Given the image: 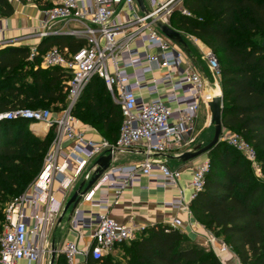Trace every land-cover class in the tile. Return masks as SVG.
I'll use <instances>...</instances> for the list:
<instances>
[{
  "label": "built area",
  "instance_id": "2783aa9c",
  "mask_svg": "<svg viewBox=\"0 0 264 264\" xmlns=\"http://www.w3.org/2000/svg\"><path fill=\"white\" fill-rule=\"evenodd\" d=\"M175 1L152 0L148 15L141 11L137 0H60L42 10L38 25L28 35L42 40L67 34L87 39L88 45L73 53L53 47L42 55L43 67H61L68 72L65 107L60 110L18 107L0 113V122L26 119L34 134L53 133L40 173L29 189L15 197L4 211L0 264L39 262L51 251L47 231L61 210L55 183L57 190L66 194L91 161L102 155L114 157L118 152L142 146L146 158L130 165L111 164L83 196L91 208H76L73 225L89 230L92 244L87 250L77 242L67 241L63 249L67 264H87L79 261L81 255L100 259L115 245L135 239L146 229L134 222H121L109 213L122 192L138 183L142 176L178 188L180 196L171 205H185L184 188L180 187L182 170L155 155L174 151L182 154L192 149L197 140L193 134L200 101L208 108L209 90L201 71L188 56L185 58L186 52L154 26V19L170 24L175 10L190 14L185 8H174ZM3 19L0 13V47L7 43L2 37ZM29 47L30 58L34 60L38 44ZM206 59L215 78L214 87L222 93L219 60L211 49ZM95 76L105 81L113 99L121 106L123 120L115 141L104 136L88 137L86 123L74 114L85 88ZM38 124H43L44 129L38 130L35 127ZM221 140L241 152L251 162L255 174L263 177L255 148L239 133L223 126ZM97 167L96 163L90 165L85 174L86 183ZM208 169L209 158L192 167L188 186L194 189L193 198L203 189ZM104 187L106 192L114 190V201L108 194L94 197L96 190L102 191ZM169 224L186 233L182 219L175 218ZM191 227L195 228L196 223H191ZM208 242L221 260L230 253L231 247L211 232ZM237 264H242L239 259Z\"/></svg>",
  "mask_w": 264,
  "mask_h": 264
},
{
  "label": "trees",
  "instance_id": "16d2710c",
  "mask_svg": "<svg viewBox=\"0 0 264 264\" xmlns=\"http://www.w3.org/2000/svg\"><path fill=\"white\" fill-rule=\"evenodd\" d=\"M59 1L30 0L42 10ZM183 4L190 14L175 10L170 25L198 37L216 54L223 126L255 148L263 173L257 176L241 152L221 141L208 152L203 189L190 209L199 223L224 239L242 264H264V0H183ZM14 12L13 3L0 0L2 16ZM87 45V39L73 35L48 36L39 43L34 60L30 47L0 48V113L18 107H65L68 72L43 67L39 61L53 47L73 53ZM74 114L110 141L117 139L121 106L101 77L89 82ZM52 139V132L46 137L34 134L26 119L0 122V231L4 208L37 177ZM125 249L126 262L109 254L100 259L89 256L87 264H223L212 250L169 223L147 227ZM57 264H67L66 256H60Z\"/></svg>",
  "mask_w": 264,
  "mask_h": 264
},
{
  "label": "crops",
  "instance_id": "0c3cea01",
  "mask_svg": "<svg viewBox=\"0 0 264 264\" xmlns=\"http://www.w3.org/2000/svg\"><path fill=\"white\" fill-rule=\"evenodd\" d=\"M165 1V0H163ZM15 12L11 16L4 17L3 25L5 32L3 33V39L7 42L5 46H27L42 41L35 36L28 35L35 26L38 25L39 19L42 17V9L32 2L23 3L21 1L13 3ZM189 52H186L187 56L191 59L192 64L196 69L200 70L201 73L205 72L207 78H204L208 87L214 89V84H211L210 76L212 72L209 69V63L206 59L207 51L210 49L201 39L190 34ZM219 80V79H218ZM210 122L211 115L207 108ZM212 119V118H211ZM86 125V134L88 137L98 139L103 135L94 127L89 124ZM196 131V128H195ZM194 131L193 135L197 133ZM48 132L38 135L40 137H46ZM197 145H202L194 144ZM192 146V148L194 147ZM207 145V144H206ZM203 146V145H202ZM205 146V145H204ZM177 153V154H176ZM180 152H171L167 154H156L155 156L165 160L170 166L174 168H180L182 170V176L180 179V187L184 188V201L183 207H175L171 205V202L180 196V191L176 187H166L159 180L151 179L147 176H142L140 181L132 186L127 187L119 197V202L112 204L110 208V215L118 219L121 222L131 223L134 222L138 226H145L146 228L156 223H170L175 218L183 220L186 228V237L194 243L204 245L207 237V231L203 224L199 223L191 209L190 203L193 199L194 189L188 186V183L192 179V167L200 164L208 158V153H203L200 156L189 160L183 161L179 159ZM103 156V155H102ZM101 157V156H100ZM91 161V164L96 163L100 158ZM146 158V154L142 146H137L128 151H121L114 155L112 164L113 165H130L137 163ZM176 159V160H175ZM90 165V164H89ZM41 171V170H40ZM88 171V170H87ZM81 175L78 181L64 194L57 190L58 184L55 183V196L60 205V213L56 217L53 225L51 235H47L50 252H48L41 261L32 262L31 264H51L53 249H56V262L57 264L59 257L63 256V249L67 241H74L79 244L80 247L90 249L92 244V238L90 231L87 229L75 228L73 225V215L68 217L66 220L65 207L68 201L71 199L75 191L78 189L80 184L85 181L86 172ZM40 173V172H39ZM83 180H82V179ZM81 179V180H80ZM90 181V180H89ZM88 181V182H89ZM88 182L85 186H87ZM84 186V187H85ZM92 189V187H91ZM90 189V190H91ZM104 187L103 190H96L94 197L99 198L100 196L109 195L112 201L115 200L114 190L107 191ZM71 195L70 199L69 196ZM80 209L88 210L91 208V204L88 200L82 199L78 207ZM198 222V223H197ZM191 223H196V227L192 228ZM89 257L84 255L79 256V261L87 263ZM238 256L232 251L229 254L224 255L222 258L223 264H237ZM21 264H29L28 261L23 260Z\"/></svg>",
  "mask_w": 264,
  "mask_h": 264
},
{
  "label": "water",
  "instance_id": "95a60500",
  "mask_svg": "<svg viewBox=\"0 0 264 264\" xmlns=\"http://www.w3.org/2000/svg\"><path fill=\"white\" fill-rule=\"evenodd\" d=\"M139 7L143 13L146 15L150 14L149 8L146 6L145 0H137ZM154 26L159 28L168 38H170L174 43L179 45L185 52H189V43L185 39L183 33L175 28H173L169 23H166L160 19H154ZM204 78H207L205 72L202 73ZM207 103L208 110L212 118V122L215 125V133L213 140L205 145H197L192 149L185 151L179 156V159L183 161L192 160L203 153H208L214 146L219 144L221 140V134L223 130V110H224V101H223V93H218L216 95H212L209 93L207 95ZM113 155H103L97 161L96 165L97 170L92 179L88 182L87 186L86 181H83L78 189L75 191L71 199L68 201L64 212L66 213L70 209L69 216L72 217L75 209L78 207L79 203L82 201L83 196L91 189V187L96 183L99 177L105 172L108 167L112 164ZM85 186V187H84ZM56 249H53L52 252V260L51 264H55L56 262Z\"/></svg>",
  "mask_w": 264,
  "mask_h": 264
},
{
  "label": "rangeland",
  "instance_id": "374dc122",
  "mask_svg": "<svg viewBox=\"0 0 264 264\" xmlns=\"http://www.w3.org/2000/svg\"><path fill=\"white\" fill-rule=\"evenodd\" d=\"M27 2H30V0H28ZM146 2V6L147 8H151L152 7V0H145ZM173 7L176 8V7H179L180 8H184V4H183V0H176L174 3H173ZM180 11V10H179ZM185 37V39L188 41L190 40V33L189 32H185V31H181ZM2 47H5V46H2ZM0 47V48H2ZM40 64H42V58L40 59ZM210 80H211V84H214L215 83V78L213 77V75L210 76ZM100 84L102 83V81H99ZM207 90H209V93H211L213 95V91L214 90H219L217 88L214 87V89L212 87H208L207 86ZM208 93V94H209ZM114 101V99H113ZM116 102V101H115ZM117 103V102H116ZM209 119V114H208V111H207V106H206V103L201 100L200 101V105H199V110H198V113H197V118L195 120V128H196V133H197V144H202L203 146L206 145V144H209L213 138H214V133H215V125L214 123L212 122V119L210 118V122L208 121ZM16 134V132H15ZM40 137V136H39ZM195 146V145H194ZM176 160V159H175ZM91 165V163H90ZM90 165L87 167V169L85 171H87L90 167ZM85 173V172H84ZM83 176V175H82ZM36 179V176L27 184L25 190H23L24 192H26L30 185L34 182V180ZM82 179V178H81ZM80 179V180H81ZM83 180V179H82ZM23 192V193H24ZM71 195L69 196L68 199H70ZM13 201V198L10 199V201L8 202L7 206ZM6 206V207H7ZM6 207L4 208V211L6 209ZM3 211V213H4ZM69 214H70V209L68 211V214H66V220L68 221V217H69ZM4 217H5V213H4ZM3 223H5V218L3 220ZM198 223V222H197ZM205 227V226H204ZM206 231H207V237L206 238V241L203 245V247L207 248L208 250H211V248H209V242H208V232H211L210 230H208L206 227H205ZM52 230H53V227L50 226L48 231H47V235L52 233ZM213 235H215L217 238L221 239L224 241V239L222 237H219L217 236L215 233L211 232ZM134 240V239H133ZM132 240L130 241H126L121 244H118V245H115L108 253H106V255H112L113 257H117L118 259H120L122 262H126L127 261V258L125 256L126 254V247L130 244ZM200 245V244H199ZM202 246V245H201ZM214 252V250H212ZM230 252H232V249H230ZM215 253V252H214ZM216 254V253H215ZM217 255V254H216ZM218 256V255H217ZM220 259V258H219ZM221 260V259H220ZM222 262V260H221Z\"/></svg>",
  "mask_w": 264,
  "mask_h": 264
},
{
  "label": "bare ground",
  "instance_id": "6f19581e",
  "mask_svg": "<svg viewBox=\"0 0 264 264\" xmlns=\"http://www.w3.org/2000/svg\"><path fill=\"white\" fill-rule=\"evenodd\" d=\"M218 93H221V91L220 90H214L213 91V95H216V94H218ZM35 127L38 129V130H43L44 129V125L43 124H38V125H35Z\"/></svg>",
  "mask_w": 264,
  "mask_h": 264
}]
</instances>
